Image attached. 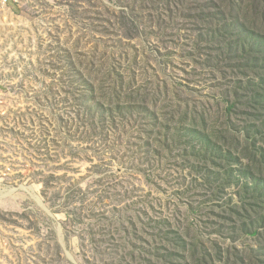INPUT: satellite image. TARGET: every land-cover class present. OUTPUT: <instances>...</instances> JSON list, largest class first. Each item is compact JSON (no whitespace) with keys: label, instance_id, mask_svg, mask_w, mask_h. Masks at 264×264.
<instances>
[{"label":"rangeland","instance_id":"1","mask_svg":"<svg viewBox=\"0 0 264 264\" xmlns=\"http://www.w3.org/2000/svg\"><path fill=\"white\" fill-rule=\"evenodd\" d=\"M2 158L0 264H264V0L12 2Z\"/></svg>","mask_w":264,"mask_h":264},{"label":"built area","instance_id":"2","mask_svg":"<svg viewBox=\"0 0 264 264\" xmlns=\"http://www.w3.org/2000/svg\"><path fill=\"white\" fill-rule=\"evenodd\" d=\"M12 2H19V0H0V15L5 11L9 10V6L11 5ZM11 173H12V166L10 167V164L7 163L6 158L0 159V180H1L0 186L4 187L3 184L9 182L8 177ZM0 232H1V228H0Z\"/></svg>","mask_w":264,"mask_h":264},{"label":"bare ground","instance_id":"3","mask_svg":"<svg viewBox=\"0 0 264 264\" xmlns=\"http://www.w3.org/2000/svg\"><path fill=\"white\" fill-rule=\"evenodd\" d=\"M23 189L29 193H32V189L29 187H23ZM16 190H11L9 192H2L0 191V198H6L8 196H12L15 193Z\"/></svg>","mask_w":264,"mask_h":264}]
</instances>
